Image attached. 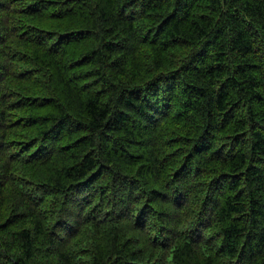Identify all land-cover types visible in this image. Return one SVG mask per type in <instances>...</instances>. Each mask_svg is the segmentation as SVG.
Wrapping results in <instances>:
<instances>
[{"label":"trees","instance_id":"1","mask_svg":"<svg viewBox=\"0 0 264 264\" xmlns=\"http://www.w3.org/2000/svg\"><path fill=\"white\" fill-rule=\"evenodd\" d=\"M60 1L0 0V264H264V0Z\"/></svg>","mask_w":264,"mask_h":264},{"label":"bare ground","instance_id":"2","mask_svg":"<svg viewBox=\"0 0 264 264\" xmlns=\"http://www.w3.org/2000/svg\"><path fill=\"white\" fill-rule=\"evenodd\" d=\"M61 1H62V0H61ZM61 1H60V2H61ZM22 11H23V10H22ZM157 11H159V10H157ZM23 12H24V11H23ZM24 14H25V13H24ZM42 14H43V13H42ZM164 14H166V13L164 12ZM24 16H25V15H24ZM164 17H166V16H164ZM172 77H173V76H172Z\"/></svg>","mask_w":264,"mask_h":264}]
</instances>
